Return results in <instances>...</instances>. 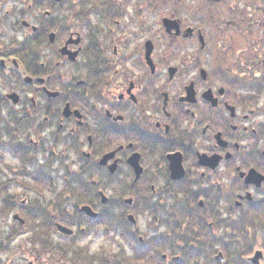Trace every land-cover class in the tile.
Segmentation results:
<instances>
[{"label":"flooded vegetation","instance_id":"1","mask_svg":"<svg viewBox=\"0 0 264 264\" xmlns=\"http://www.w3.org/2000/svg\"><path fill=\"white\" fill-rule=\"evenodd\" d=\"M0 264H264V0H0Z\"/></svg>","mask_w":264,"mask_h":264},{"label":"water","instance_id":"2","mask_svg":"<svg viewBox=\"0 0 264 264\" xmlns=\"http://www.w3.org/2000/svg\"><path fill=\"white\" fill-rule=\"evenodd\" d=\"M58 227H59V229H61V230H64V228H63V227H61L60 225H58Z\"/></svg>","mask_w":264,"mask_h":264}]
</instances>
